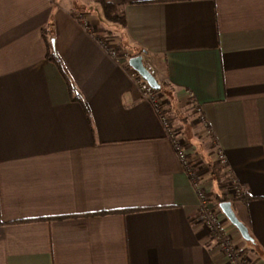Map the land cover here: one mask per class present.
I'll use <instances>...</instances> for the list:
<instances>
[{"label": "crops", "instance_id": "1", "mask_svg": "<svg viewBox=\"0 0 264 264\" xmlns=\"http://www.w3.org/2000/svg\"><path fill=\"white\" fill-rule=\"evenodd\" d=\"M103 1L124 25L97 0H0V264H228L128 60L105 45L150 66L209 207L264 264V0Z\"/></svg>", "mask_w": 264, "mask_h": 264}, {"label": "built area", "instance_id": "2", "mask_svg": "<svg viewBox=\"0 0 264 264\" xmlns=\"http://www.w3.org/2000/svg\"><path fill=\"white\" fill-rule=\"evenodd\" d=\"M84 25L87 26L88 22H84ZM105 47L112 56L117 57V54L120 53V57L128 60L129 56L126 52H122L119 49L108 45H105ZM145 66L151 71L150 66L146 64ZM129 75L134 86L138 89L141 98L148 101L155 110L166 132V136L171 140L176 155L180 160L183 169L187 173L195 192L197 193L198 209L196 220L216 240L220 250L226 257L228 264H253V260L249 256L243 255L237 249V246L233 242V235L231 232L227 231L224 225L218 220L217 212L209 207L207 202L208 197L201 185L199 177L198 161L187 153L186 148L184 147L185 143L178 137L177 131L169 118L161 93L151 87L135 70L130 69ZM197 113L199 122L204 123V117L201 112H199V108H197ZM214 152L215 164L220 170H222L224 176L226 177L225 188L228 194H230L233 198L241 197L243 189L231 173V170L228 168L227 158L224 152L217 146L214 148Z\"/></svg>", "mask_w": 264, "mask_h": 264}, {"label": "water", "instance_id": "3", "mask_svg": "<svg viewBox=\"0 0 264 264\" xmlns=\"http://www.w3.org/2000/svg\"><path fill=\"white\" fill-rule=\"evenodd\" d=\"M128 64L131 69L139 73V75L154 89L159 90L160 84L156 80L153 73L145 66L142 56H132L128 59ZM218 206L227 220L238 230L241 237L246 241H252L251 236L247 230V227L237 218L235 212L231 207L230 201H222L218 203Z\"/></svg>", "mask_w": 264, "mask_h": 264}, {"label": "trees", "instance_id": "4", "mask_svg": "<svg viewBox=\"0 0 264 264\" xmlns=\"http://www.w3.org/2000/svg\"><path fill=\"white\" fill-rule=\"evenodd\" d=\"M101 6H102V12H103V17L111 22L114 23H118L119 25H124V18L123 15L118 11V9L116 8V6H113L109 3H106L103 0H97ZM47 57L48 59L52 60L53 62L56 63V65L58 66L63 78L65 79L68 89H69V93L71 95V97L73 99H75L77 97V90L71 80V78L69 77V75L66 73L65 69L63 68L61 62L57 59L55 50L53 48V46L51 44H49L48 46V53H47ZM159 92L161 91V89L158 90ZM228 197H226V195H222V196H218V198L216 199V201L222 202V201H227Z\"/></svg>", "mask_w": 264, "mask_h": 264}]
</instances>
